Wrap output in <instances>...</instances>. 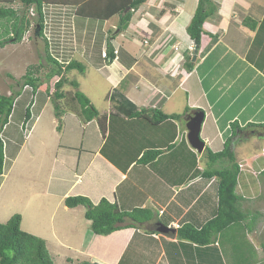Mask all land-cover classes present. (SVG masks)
Instances as JSON below:
<instances>
[{
	"label": "crops",
	"instance_id": "obj_1",
	"mask_svg": "<svg viewBox=\"0 0 264 264\" xmlns=\"http://www.w3.org/2000/svg\"><path fill=\"white\" fill-rule=\"evenodd\" d=\"M43 1L61 4L69 1L76 6L75 15L87 18L93 28L98 29L102 22L101 37L95 38L97 30L95 34L93 29L91 35L87 31L91 40L89 38L85 46L79 43L80 49L76 47L67 62L76 60L82 63L84 74L90 71V67L99 69V77L106 83L111 82L105 96L106 106L97 108L92 93L84 90L83 73L75 80L78 83L75 90L85 93L99 114L105 115L104 133L96 118L84 122L74 107L65 106L60 117L54 112L48 121L50 123L44 124L58 140L51 141L49 135L47 140L38 136L41 144L46 146L37 149L44 154L43 166L48 169V164H52L55 171L49 174V187H56L60 180L62 182L60 190L51 187L48 194L59 197L55 205L63 204V210L70 213V217L63 216L60 222L64 225L60 229L56 230V224L51 225L50 222L46 234L56 245L74 248L75 254L83 256V259L76 256L81 259L79 261L99 264H109L98 254L101 244L117 246L113 264H199V260L204 264L211 261L218 264L220 258L222 264H264V260H259V250L264 255V135L244 136L238 128L247 123H264V0H211L218 9L203 22L197 47L187 33V26L198 0H152L149 9H132L130 20L122 29H119L118 13L103 18L80 12L81 9L77 8L86 0H75L77 4L71 0ZM159 2L160 6L157 5ZM0 4L11 9L23 8L19 0H0ZM92 20L96 21L94 25ZM83 22L79 28L85 33ZM105 26L107 31L103 32ZM106 33L110 34L105 42L103 35ZM125 35L130 37V41H143L145 52L136 56L123 49L124 41L130 42ZM105 69L107 72L103 71ZM73 72L71 70L70 74ZM90 79L94 83V76ZM204 81L208 84L205 85ZM44 88V92L38 87L34 93L32 105L34 108L38 106V111H31L29 131L24 134L19 150L26 143L30 131L31 134L34 132L35 123H39L45 112L44 106L52 102L54 91L51 93L50 90L56 89L54 84ZM114 89L133 103V107L125 106V110L128 113L135 110L139 114L128 116L117 112L114 101L108 98ZM242 94L248 96L237 105ZM175 96L178 98L176 102L172 100ZM64 99L60 98L59 103ZM255 103L257 106L249 111V106ZM219 104L223 107L220 108ZM197 109L204 113L200 138L205 147L217 152L230 138V148L239 169L235 193L239 197V209L246 213L245 220L230 223L214 235L213 243L203 247L179 242L177 230L184 224L200 228L216 215L218 180L215 175L208 176L207 172L226 166L228 162L223 159L209 162L204 152L197 153L188 143L187 118ZM230 109L234 113L225 119ZM159 112L178 116L155 122L153 118ZM242 115H246L243 120ZM22 128L23 122L20 126L23 133ZM87 130L94 135L90 136ZM111 135L115 142L107 145ZM151 149L160 152L148 162L141 160L144 152ZM22 150L16 154L15 162L20 160ZM35 161L36 158L33 159ZM1 175L4 176L1 184H5L8 179L4 170ZM74 195L86 196L94 203L106 198L123 211L146 208L152 211L153 216L134 227H124L107 235L96 234L84 216V206L82 226L76 218V212L82 205L68 207L64 204L65 197ZM3 209L0 217L7 221L13 214L12 209ZM156 220L175 228V236L154 232L152 227ZM128 222L132 220H125ZM21 224L22 216L20 227ZM72 234L76 238L74 243L68 241ZM36 236L47 244L44 233ZM119 237L121 246L117 241ZM149 240L156 242V250L149 249V246L146 248ZM164 241L169 245L168 255ZM171 244L176 246L174 253L170 252ZM223 247L232 254L222 252ZM255 253L258 257L249 260L247 255L255 257Z\"/></svg>",
	"mask_w": 264,
	"mask_h": 264
},
{
	"label": "rangeland",
	"instance_id": "obj_2",
	"mask_svg": "<svg viewBox=\"0 0 264 264\" xmlns=\"http://www.w3.org/2000/svg\"><path fill=\"white\" fill-rule=\"evenodd\" d=\"M71 1L74 4H77V2H74L75 0H71ZM87 1L88 0H86L85 2ZM68 2L69 1H67V3L64 4L53 3V2L48 3L46 1L43 2L42 10H43V14L45 15L44 20L46 21L45 23L43 20V36H37L34 33L35 31L33 24L35 23V20L38 18L37 10L35 7L31 6L28 9H26L23 5V8L15 9L19 15L24 14L25 17L29 19L30 25L23 34L21 40L13 41V42L11 41L5 42V45L3 47H0V93L8 95L12 91L22 90V93H24L26 90L29 91L30 89L29 86L23 84V79H24L23 75L26 73L27 70H29L30 65L38 66L39 64H41V67L39 68L40 72L37 74L42 81V83L40 82L38 86L41 92H44L45 86H49V85L52 86L53 82L56 81V78L58 79L60 77V76H52L50 78H47L45 76V72H47L48 67L51 65L47 63L45 60L46 41L48 44L49 53L53 57H55L57 61L65 65L67 64V60L69 59V57H71V55L76 50V47L80 49V46L78 45L83 44L85 46L86 42L89 41V38L91 40V36L87 35L86 33L87 31H89L91 35L93 29L95 34L97 30L98 34L95 35V38L101 37L102 22L100 23L98 29L93 28L92 25L89 24L88 22L89 20L87 18H83V17L80 18L78 15H75L76 6L69 4ZM95 2H97V0ZM151 3L152 0H146L144 3L140 4V6L137 9H149L150 7H152ZM157 5L160 6L161 2H159ZM0 6L3 5L0 4ZM6 8L9 7L7 6ZM31 10H34L35 13L34 15L30 14ZM55 11H57L55 16H51L52 14H54ZM94 21L95 20L91 21L93 25L96 22ZM82 22H83L82 27L83 29H85V33H83L79 28L81 26L80 23ZM2 23H3V19L0 20V24ZM106 28L107 26H105L103 32L104 30L107 31ZM2 30H3V26L2 27L0 26V32H2ZM124 33L125 32L122 33L123 36ZM109 34L110 33H106L105 36L103 35V40L105 38V42L107 39L106 36ZM141 35H144L143 31H141ZM141 35L139 37L142 39ZM6 36L10 37V33L9 35ZM125 37L126 40L129 41L131 40L128 35H125ZM0 40H3V35H0ZM142 45L146 46V44H144L143 41L142 43L139 41H130L129 43L124 41L122 47L123 49L129 52L131 51L130 53L138 56L140 55V52L142 54L146 50L145 48H142ZM95 55L98 56L97 53ZM160 59H162V57ZM98 67L99 66L96 65V68ZM89 70L90 71L85 72V74L84 73L82 74V79L84 80L83 81L84 90L86 91L89 90L92 93L93 96L92 99L95 100L97 108L98 107L103 108L104 106H106L105 96L110 90L111 86L109 83L111 82L106 83L104 79L99 77L101 75V71H99V69L95 70L90 67ZM70 71L67 72V75L66 72L64 73L65 81L62 85L64 86L62 90L65 93V97H64L65 101L63 102L62 105L69 106V104L73 103L74 106H78V104L74 101L73 102L71 101L72 103L69 102V100H71V98L73 97L72 96L73 93L75 92L74 91L75 87H73L70 84V80H77L78 78L81 77L80 76L81 73L78 70L76 71V69H73L74 74H70ZM103 71L107 72L106 69ZM93 76H94V83H92L90 79ZM204 83L205 85L208 84V82L206 81H204ZM209 83H211V81H209ZM53 91L54 89L50 90L51 93ZM27 94L29 95V93ZM83 94L86 95L85 93ZM247 96H248L247 94H242L240 97L241 99L239 100L237 105H239L241 101L245 100ZM172 100L176 102L178 98L175 96ZM27 105L28 102L26 95H24L22 98L18 100L16 99L9 121L3 129L2 131L3 133L1 132V137L4 142L2 171L4 170V173L6 174V179L8 180L5 182V184L4 183L1 184V181L4 176H2L0 173V199H3L0 203V205L2 206V208H0V213L4 211L3 208L12 209L13 214H10V217L16 213L22 216L21 229L23 231L27 230L34 235L44 233V235L47 237L46 246L54 264H78L80 262L79 260L83 259V256H80L79 254L78 255L75 254L74 248L67 249L66 247H61L56 245L55 241H53L47 235L48 228H50V222L52 223L51 225L56 224V230H57L58 228L59 229L62 228L64 225V222H60L61 220H63V216L64 218L70 217V213L65 212L63 210L62 208L63 204H61V206H58L57 204L55 205L57 200H59V197L48 194V189H50L51 187L52 188L55 187L54 185H51V187H49L51 183L50 182L51 177H49V174L52 175V173L55 171L53 169L52 164L51 165L48 164V169L47 167L43 166L44 154L39 153V150H37L38 148L46 147L41 144L42 141L38 139V136L41 137V139L43 140H47V136L49 135L51 141L58 140L57 137L55 138L53 134L49 133V131L46 130V127L44 125L46 123L49 124L50 123L48 122L49 119L52 116H54V111L52 109V102L49 101L44 106L45 112L43 113V116H40L39 123L38 122L35 123V130L32 134L30 131L26 143L22 144V147L20 149V150L23 149L20 152L21 158L19 161L15 162L16 154L20 151L19 147L21 145V142L23 141V138L25 137L24 134H26L29 131L28 129L29 123L27 124L26 129L23 130V133L21 132L20 129V126L24 120V110ZM33 105L31 106L30 110L32 111V113H37L38 106L34 108ZM219 106L220 108L223 107L222 104H219ZM256 106H257L256 103L252 106H249V111L253 110L254 107ZM233 113H234L233 109H230L226 113L225 119H227V117L231 116ZM245 116L246 115L241 116L242 120ZM87 131L90 136L94 135L91 130H87ZM114 142H115L114 136L111 135L107 140V145H110L111 143L114 144ZM178 143L179 142H177V145ZM45 144L48 146L50 145L48 143ZM229 145L231 147V142ZM124 149L125 148L122 149L123 152H125ZM34 158H36L35 162H33ZM224 162H228V161L226 160ZM19 171L21 172L19 173ZM61 184L62 182L60 180L57 183L55 190H60ZM83 210L84 208L82 206V208H79L76 212V216H77L76 218L78 219L79 223L82 226L85 221L84 216L82 214ZM4 219H5L4 217H0V220H3L0 222L1 223H4V221L6 222V220ZM23 220H25V223H23ZM61 236H62V232H61ZM75 240L76 238L73 237L72 234V238H70V240L68 241L74 243ZM117 241H119L121 246L120 237L119 239H117ZM256 241H257V237H256ZM256 241L254 242L256 243ZM147 247L151 250L152 249L156 250L158 246L156 245V242H151L149 240L146 248ZM164 247L166 251H168L169 245H167L166 241H164ZM99 249L100 250H98V254H101L103 258H106L109 264H113L118 250L117 246L101 244ZM175 250H176V246L173 245L172 251L170 252L174 253ZM225 251H228L230 254H232L228 248L223 247L222 252L225 253ZM76 256L78 257L80 256L81 259L76 258ZM247 257L249 260H255V258L258 257V253H255V257H249L248 255ZM259 258L258 259L261 261L264 260V255L260 254V250H259ZM89 262H94V261H89Z\"/></svg>",
	"mask_w": 264,
	"mask_h": 264
},
{
	"label": "trees",
	"instance_id": "obj_3",
	"mask_svg": "<svg viewBox=\"0 0 264 264\" xmlns=\"http://www.w3.org/2000/svg\"><path fill=\"white\" fill-rule=\"evenodd\" d=\"M26 9L33 6L37 10L38 18L35 23L39 25L37 36H43V10L41 9L43 0H19ZM88 0L80 4L77 9H81L85 15H101L103 18H108L113 14L120 15L119 29L127 26L130 20L132 9L138 8L145 0ZM128 8V9H127ZM32 9V8H31ZM88 9V10H85ZM127 9V10H126ZM218 5L213 3L211 0H198L195 12L187 26V33L193 40L194 44L198 46L200 44L201 33L203 32V22L206 17L217 11ZM78 12V10H77ZM95 14V15H94ZM3 19L2 32L3 40H0V47L5 45V42H13L21 40L23 34L28 29L30 25L29 19L25 17L24 14L19 15L15 9L6 8L0 6V20ZM36 28H34L35 31ZM10 37L6 36L9 35ZM46 41V39H45ZM45 60L47 63L51 64L48 67L45 76L50 78L52 76H60L56 81H54V97L52 98L53 109L55 115L60 117L61 110L63 109L62 104L59 103L60 98H64L65 93L60 91L65 77L64 73L76 69L80 73H83L85 66L76 61L69 60L67 64L60 63L55 57H53L48 51V44L46 41L45 46ZM113 52V50H112ZM109 51V53H112ZM113 54V53H112ZM107 57V54H106ZM190 60V59H189ZM190 64L186 66L189 67ZM38 66L30 65L29 70L23 75V84L29 86V95L26 93L28 105L24 110V120H23V130L26 129L31 117V106L34 102L32 96L37 91L41 78L37 75L40 71ZM70 84L77 88L78 83L75 80H70ZM20 91H12L8 95L0 93V173H2L3 167V149L4 143L1 137V132L3 131L5 125L8 123L10 115L13 111V106L16 99L22 94ZM22 96V95H21ZM20 96V97H21ZM73 97L69 100L70 103L73 101L78 104L74 106L73 103L67 105V107H74L78 116L81 120L89 121L96 118L100 130L104 133L106 129V117L105 115H100L98 110L90 103V100L86 95H84L80 90L76 89L72 95ZM108 98L114 101L115 109L117 112L122 114L132 116L134 114H139L137 111L133 110L129 113L125 110V106L133 107L131 103L122 93L114 89L109 94ZM72 101V102H71ZM170 116L178 115H166L162 112L153 118L155 122L160 119H165ZM240 132L244 136L249 135H264V123H247L243 127H238ZM230 138H227L224 142L223 149L213 152L208 147H205L203 152L208 158L209 162H215L220 159H226L228 165L223 166L218 169H212L207 172L208 176L215 175L218 180V207L216 215L203 224L200 228H196L189 224H184L178 228V239L179 242L183 244H196L197 246H206L214 242V235L221 232L230 223L236 220H245L246 213L239 209L238 201L239 197L235 193V186L238 174V165L235 162V156L230 148ZM160 152V150H147L141 156V160L148 162L155 158V156ZM64 203L68 207H75L77 205H82L85 207L84 216L90 221V228L96 234L107 235L115 230L124 227H134L137 223H142L150 220L153 216L152 211L146 208H136L132 211H123L112 202H109L106 198H101L97 204L92 203V201L83 195L67 196L64 199ZM130 218L132 222L125 223V220ZM21 216L20 214L12 215L6 222H0V264H54L48 252L45 240L29 232L23 231L20 227ZM185 242V243H184ZM174 244V243H173ZM173 246L172 244L170 245ZM168 255V251H167ZM218 257V256H217ZM214 258V257H213ZM212 258H210L211 261ZM219 259V258H218ZM199 264H204L202 260L198 261ZM216 261H211L210 264H214ZM78 264H99L96 262H89L87 260H82ZM191 264H195L191 262ZM218 264H222L221 258Z\"/></svg>",
	"mask_w": 264,
	"mask_h": 264
},
{
	"label": "water",
	"instance_id": "obj_4",
	"mask_svg": "<svg viewBox=\"0 0 264 264\" xmlns=\"http://www.w3.org/2000/svg\"><path fill=\"white\" fill-rule=\"evenodd\" d=\"M38 29H39V25L36 26V29H35L36 33H38ZM203 118H204V113L202 110H194L188 116L187 123H186L188 143L198 153H201L205 147V142L200 138V130H201V124H202ZM152 229L154 232L160 233L167 237H173L176 234L175 228L169 227L159 220H156Z\"/></svg>",
	"mask_w": 264,
	"mask_h": 264
},
{
	"label": "clouds",
	"instance_id": "obj_5",
	"mask_svg": "<svg viewBox=\"0 0 264 264\" xmlns=\"http://www.w3.org/2000/svg\"><path fill=\"white\" fill-rule=\"evenodd\" d=\"M48 3H49V2H48ZM41 9H43V4H42ZM56 12H57V11H55L54 14H52L51 16H55ZM28 13H29V12H28ZM76 13H77V12H76ZM30 14H33V15H34V14H35V13H34V10H31V11H30ZM44 17H45V15L43 16V20H44ZM37 25H38V24L34 23V24H33L34 28H36ZM37 34H38V33H37Z\"/></svg>",
	"mask_w": 264,
	"mask_h": 264
},
{
	"label": "bare ground",
	"instance_id": "obj_6",
	"mask_svg": "<svg viewBox=\"0 0 264 264\" xmlns=\"http://www.w3.org/2000/svg\"><path fill=\"white\" fill-rule=\"evenodd\" d=\"M196 47H197V46H196ZM193 57H194V59H195V56H193ZM197 110H198V109H197ZM192 148H193V147H192ZM204 148H205V147H204ZM193 149H194V148H193ZM203 150H204V149H203ZM195 151H196V150H195ZM196 152H197V151H196ZM202 152H203V151H202ZM202 152H201V153H202ZM197 153H198V152H197Z\"/></svg>",
	"mask_w": 264,
	"mask_h": 264
},
{
	"label": "built area",
	"instance_id": "obj_7",
	"mask_svg": "<svg viewBox=\"0 0 264 264\" xmlns=\"http://www.w3.org/2000/svg\"><path fill=\"white\" fill-rule=\"evenodd\" d=\"M45 18V17H44ZM44 22L46 23V21L44 20Z\"/></svg>",
	"mask_w": 264,
	"mask_h": 264
},
{
	"label": "flooded vegetation",
	"instance_id": "obj_8",
	"mask_svg": "<svg viewBox=\"0 0 264 264\" xmlns=\"http://www.w3.org/2000/svg\"><path fill=\"white\" fill-rule=\"evenodd\" d=\"M35 33V32H34Z\"/></svg>",
	"mask_w": 264,
	"mask_h": 264
}]
</instances>
